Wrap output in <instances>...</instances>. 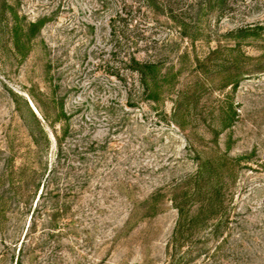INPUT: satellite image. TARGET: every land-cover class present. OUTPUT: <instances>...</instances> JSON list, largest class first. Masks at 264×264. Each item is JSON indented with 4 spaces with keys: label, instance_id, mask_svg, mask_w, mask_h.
<instances>
[{
    "label": "rangeland",
    "instance_id": "obj_1",
    "mask_svg": "<svg viewBox=\"0 0 264 264\" xmlns=\"http://www.w3.org/2000/svg\"><path fill=\"white\" fill-rule=\"evenodd\" d=\"M129 55L150 62L148 92ZM52 92L65 144L104 146L86 155L92 182L68 199L63 236L46 228L51 202L31 221L42 187L29 201L5 173L10 146L17 159L30 146L25 100L55 118ZM217 152L254 161L235 190L242 254L222 264H264V0H0V264L26 233L23 264H172L174 186Z\"/></svg>",
    "mask_w": 264,
    "mask_h": 264
},
{
    "label": "trees",
    "instance_id": "obj_2",
    "mask_svg": "<svg viewBox=\"0 0 264 264\" xmlns=\"http://www.w3.org/2000/svg\"><path fill=\"white\" fill-rule=\"evenodd\" d=\"M42 22L39 20L28 24L26 34L29 38L40 32ZM124 59L125 64H129L136 75L138 86L144 93L148 92L151 85L150 62L138 60L135 55L125 56ZM13 95L16 96L15 93ZM47 98L51 100L54 112L61 114L53 118L48 112V107L33 98L38 110L36 113L28 100H25L33 119L31 126L26 125L30 146L18 159L14 148L10 146L5 161V173L9 176H20L18 184L23 188L27 187L29 201L37 198L42 187L31 221L36 212L45 209L50 213V227L46 228L50 233L63 236L69 226L68 222H65L68 219L66 216L73 207V202L69 203L68 199H77L78 195L82 194L80 192L92 182L94 171L87 163L86 155L96 150H104V146L96 141L91 144L83 141L65 144L68 137L72 138L69 134L71 128L66 126L62 136L57 128L63 122L62 117H66L64 103L56 99L54 92ZM53 141L56 149L54 163L48 160ZM215 148L210 151L216 152ZM196 160V171L179 180L172 193L171 201L178 212V219L171 239V249L174 252L171 261L172 264H179L188 259L187 262L192 264H222L228 255L238 257L242 254L238 248L229 245L233 232L243 229L242 222L237 218L234 220L233 216L235 190L240 171L254 161L247 154L234 157L218 152L215 156H199ZM76 163L82 165L77 167ZM262 169L264 170V164ZM42 200L51 202V208L47 209L48 204H43L39 210V202ZM26 237L27 233L19 248L16 264H23ZM238 242L236 240L235 244Z\"/></svg>",
    "mask_w": 264,
    "mask_h": 264
}]
</instances>
